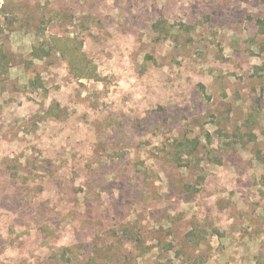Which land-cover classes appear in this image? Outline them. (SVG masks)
I'll return each mask as SVG.
<instances>
[{"label":"rangeland","instance_id":"1","mask_svg":"<svg viewBox=\"0 0 264 264\" xmlns=\"http://www.w3.org/2000/svg\"><path fill=\"white\" fill-rule=\"evenodd\" d=\"M264 264V0H0V264Z\"/></svg>","mask_w":264,"mask_h":264},{"label":"crops","instance_id":"2","mask_svg":"<svg viewBox=\"0 0 264 264\" xmlns=\"http://www.w3.org/2000/svg\"><path fill=\"white\" fill-rule=\"evenodd\" d=\"M211 263H212V260L208 264H211Z\"/></svg>","mask_w":264,"mask_h":264}]
</instances>
